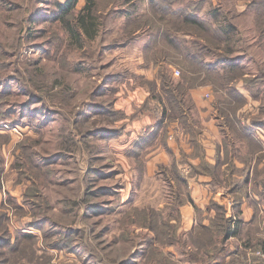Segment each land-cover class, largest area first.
<instances>
[{"label":"rangeland","instance_id":"374dc122","mask_svg":"<svg viewBox=\"0 0 264 264\" xmlns=\"http://www.w3.org/2000/svg\"><path fill=\"white\" fill-rule=\"evenodd\" d=\"M57 2L65 0L2 3L0 41L11 51L6 57L10 64L0 73L3 225L11 242L17 232L32 235L37 255L41 260L49 257L50 264H149L148 246L159 239L148 229L127 223L126 214L138 207L162 210L163 216L174 220L179 215L164 182L156 179V185L150 180L147 191L138 190V162L144 157L129 156L133 144L129 150L125 134L126 122L151 113L156 123L160 111L145 81L156 77L158 67L144 51L150 29L125 23L146 13V0H99L96 36L82 46L69 38L56 17ZM84 3L77 0L72 17L67 18L77 15ZM177 6L182 5L173 7ZM198 17L229 30L227 45L246 75L264 72V0H206ZM206 36L213 44H224L212 32ZM169 68L176 82L180 70L174 65ZM143 86L148 87L144 100L129 98ZM34 88L40 90L42 102L34 99ZM258 88L264 92V83ZM210 96L208 90L204 98ZM246 98L256 101L250 94ZM258 98L264 102V94ZM244 109L249 112L250 105L240 113ZM86 131L90 134L85 138ZM148 131L143 129L142 135ZM47 169L52 171L49 185L35 173ZM146 192L156 194L155 204L144 203ZM86 194L93 206L84 204ZM41 195H46L49 207L46 213L34 214L30 202H39ZM176 221L180 227V219ZM174 236L162 241L173 244L167 246L171 256L159 259V264H190V241L203 243V238L191 240L178 231ZM56 239L58 245L50 243ZM202 249L199 246L194 252L205 264L209 254ZM18 261L31 264L24 257Z\"/></svg>","mask_w":264,"mask_h":264},{"label":"trees","instance_id":"16d2710c","mask_svg":"<svg viewBox=\"0 0 264 264\" xmlns=\"http://www.w3.org/2000/svg\"><path fill=\"white\" fill-rule=\"evenodd\" d=\"M76 1L65 0L63 4L57 2L56 11L58 14L56 17L60 18L64 31L70 33L69 38L82 46L96 36L100 25L97 14L99 0H85L77 15L69 19L67 17H72L71 13ZM205 1L146 0V13L139 18H128L125 22L127 27L142 28V26H145L150 29L146 33L147 42L144 46V51L147 55V60L158 67H156V77L151 81L146 80V83L151 89V94L157 100L158 107H160V111L153 108L154 112L155 110L159 111L155 126L149 130L150 132H146L145 135H141L137 140L133 141V150L129 156L132 155L136 159L144 157V161L138 162L140 169L138 172L139 181L145 169V158L148 154V149L146 148L153 144L159 133L166 140L167 127L171 122H177L183 131L189 134L191 144L194 147L193 156L201 154L202 150L197 145V140L202 137V131L199 120L193 115L195 106L191 99L190 91L200 87H207L212 100V115L216 119L220 133L224 136L225 154L223 160H220L219 156L215 155L216 162L213 165L202 161L199 167L192 168L190 175L204 172L208 173L214 181L219 182V166L223 162L226 168L221 173L226 175V180L231 181L227 187L229 188V193L233 195L234 205L237 207L243 199L248 200L247 185L250 178L257 174L256 169H254L251 175L249 164L252 157L262 150L261 145L253 134L257 128L264 125V102L258 98V95L263 96L264 94L261 88H258V85L264 83V72H259L256 76L245 74L241 67L242 65L236 63L238 57L233 56V50L227 45L229 30L220 25L213 27L198 17V12L202 9ZM2 3H4V0H0V20H3L5 13ZM176 4L182 6L174 8L173 6ZM35 14L36 11L32 17ZM192 32L201 33L194 37L191 34ZM211 32L218 37H222L221 40L224 43L222 46L213 44L211 36H206ZM132 35L135 36L137 33ZM134 36H128V38L130 39ZM10 54L9 48L6 47L3 41H0V73L8 68L10 60L6 61V57L10 56ZM206 55H210L211 58L207 60ZM170 65H174L180 70V79L176 82L172 79ZM239 82L242 83L241 86L250 94L251 98L259 103L258 114L245 116L240 113V110L247 103V99L239 91ZM39 91L34 88L32 94L34 99L37 98L38 101L42 102L40 94L37 95ZM247 119L248 122H246ZM69 133L66 136L70 135ZM84 134H86L84 136L86 138L90 131H86ZM241 144L247 147V151L239 157L235 151L240 150ZM235 157L242 161V168L236 167ZM159 170L164 176L170 174L177 183L183 182L181 181L182 178L176 161L172 163L170 168L160 166ZM35 173L43 175L45 180L40 182H45L49 185L52 176L50 169ZM234 176H238L237 182L232 181ZM36 180L38 181L39 179ZM179 191L180 188L178 186L177 196L180 195ZM250 192L263 197L264 187L259 189L256 182H251ZM41 196L42 198L39 202H30L34 214L46 213V209L49 207L46 195ZM87 196L86 194L83 200L84 204L93 206ZM27 197L29 199L32 196ZM176 200L179 204L183 202L179 198H176ZM212 206L217 211L216 217L212 221L213 226L199 225L196 234L191 236V240L203 238V243L213 244L215 242L214 232L221 235L222 238L233 233L231 230L235 215L231 211H226L218 203H212ZM126 215L129 219L127 223H134L138 227L146 228L159 239L158 242L151 243L148 246L149 264H159V259H167V256H162L164 253L168 254L162 246L167 247L172 245L173 242L162 241L175 237L174 235H176L179 227L176 223L177 218L175 217V220L174 217L166 218L162 215V210L138 207L131 209ZM3 219L4 216L0 213V264H25L23 261H18L20 257L26 258L31 264H48L49 257L41 260V256L37 255V249L34 248L31 241L33 239L32 235L17 232L13 242H11L10 234L3 225ZM36 223L38 222L36 221ZM47 235L51 236L52 232ZM188 236L190 238V234ZM58 242L59 240L56 239L50 243L58 245ZM263 246L264 244L259 247ZM47 248L50 247L48 246ZM190 256L195 257L193 252H191Z\"/></svg>","mask_w":264,"mask_h":264},{"label":"crops","instance_id":"0c3cea01","mask_svg":"<svg viewBox=\"0 0 264 264\" xmlns=\"http://www.w3.org/2000/svg\"><path fill=\"white\" fill-rule=\"evenodd\" d=\"M238 88L245 97L249 95L241 85H238ZM208 90L207 87H200L190 91L191 99L195 106L193 115L199 120L202 131V137L197 140V145L202 150L201 154L193 156L194 147L191 144L189 134L185 133L177 122H171L167 127L166 140L159 133L153 144L146 148L148 149V154L145 158L144 173L136 186L143 193L147 191L150 180H155L156 185V179L162 183L164 182L170 191V202L174 205L179 215L177 218L181 221L178 232L190 234V239L191 236L196 234L199 225L213 226L212 221L215 219L217 211L212 206V203L222 205L226 211H231L235 215L231 230L233 233L227 237L222 238L221 235L214 232L215 242L213 244L190 241V254L193 252L195 255V257L190 256V264H200L199 257L194 252L198 250L199 246L203 247L204 253L209 254L207 262L209 264H264V246L259 247L264 244V195L261 197L256 193L250 192L251 182H256L259 189L264 187V125L257 128L253 134L261 145L262 150L252 157L249 164L251 175L254 169H256L257 174L250 178L247 185L248 200L243 199L237 207L234 205L233 195L229 193V188L227 187L231 181L226 180V175L221 173L226 168L223 162L219 166V182L214 181L208 173L204 172L190 175L192 168L199 167L202 161L213 165L216 162L215 155L219 156L220 160H223L225 154L224 136L220 133L216 119L212 115V100L210 97L204 98ZM147 91L148 87L143 86L142 89L131 93L129 98L132 100H144ZM250 100L249 98L244 106L250 105V111L248 112V109H244L241 112L245 116L258 114L259 103ZM155 120L151 113H145L130 121V124L126 122L125 134L128 137L129 150L132 149L133 141L142 135L143 129L145 131L153 128ZM246 122H248V119ZM246 151L247 147L241 144L240 150L235 151V153L240 157ZM257 156L258 162L256 163ZM169 159L170 162L168 163ZM234 159L236 167L242 168V161L237 157ZM174 161L177 163V168L182 178L181 181L183 182L177 183L170 174L164 176L159 170L160 166L170 168ZM237 180L238 176L232 178L233 182H237ZM178 186L184 192L182 196L181 194L176 195ZM146 195L148 199H143L144 203L153 201V204H155L157 201L156 194H147L146 192L144 196ZM176 198L182 199L183 202L179 204ZM170 217L172 216L170 215ZM163 249L169 253V247H164ZM166 256L168 259L171 254H166ZM205 259H207V255H205ZM50 260L48 264H50ZM53 262H55L54 259Z\"/></svg>","mask_w":264,"mask_h":264},{"label":"built area","instance_id":"2783aa9c","mask_svg":"<svg viewBox=\"0 0 264 264\" xmlns=\"http://www.w3.org/2000/svg\"><path fill=\"white\" fill-rule=\"evenodd\" d=\"M179 74V71L175 70L174 71V76H177Z\"/></svg>","mask_w":264,"mask_h":264}]
</instances>
